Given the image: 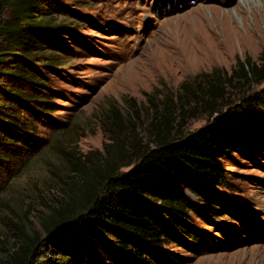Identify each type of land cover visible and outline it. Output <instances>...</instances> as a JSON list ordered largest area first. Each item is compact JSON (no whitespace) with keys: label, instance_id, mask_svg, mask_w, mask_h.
<instances>
[{"label":"rangeland","instance_id":"1","mask_svg":"<svg viewBox=\"0 0 264 264\" xmlns=\"http://www.w3.org/2000/svg\"><path fill=\"white\" fill-rule=\"evenodd\" d=\"M36 15L46 21L29 29L37 42L27 51L38 55L17 59L48 78L38 102L46 112L15 104L36 127L35 146L0 165V255L24 231L43 232V217L70 194L84 201L90 177L133 167L156 135L174 138L247 96L264 99V0H38ZM50 58L58 62L40 64ZM1 76L0 96L30 89ZM250 121L260 143L226 160L229 185L217 188L236 203L220 214L190 194L208 241L199 251L173 244L182 264H264V119Z\"/></svg>","mask_w":264,"mask_h":264},{"label":"trees","instance_id":"2","mask_svg":"<svg viewBox=\"0 0 264 264\" xmlns=\"http://www.w3.org/2000/svg\"><path fill=\"white\" fill-rule=\"evenodd\" d=\"M37 6L38 0H0V37L5 42L0 45V75L30 87L20 92L12 87L3 90L6 97L0 96V165L19 161L35 146L36 127L22 120L16 101L36 117L46 112L38 102L45 97L41 92L48 78L31 63L25 67L26 59L38 55L27 51L29 39L37 42L29 29L46 21L36 15ZM18 56H25V63ZM53 62L58 60L43 59L40 64ZM240 65L245 71L243 62ZM243 100L229 104L227 111L198 130L174 138L156 135L155 145L146 147L126 172L109 168L90 177L84 201L70 194V201L43 217V232L34 228L21 233L16 244L0 255V264H94L92 245L99 250L100 264L184 263L186 257L173 244L199 251L208 241L193 222V214L201 209L190 194L224 213L225 205L236 203L217 189L229 185L226 160L260 143L250 118L264 119V99L254 94ZM62 231L72 240L57 236ZM70 241L77 249H71L72 254L67 250Z\"/></svg>","mask_w":264,"mask_h":264}]
</instances>
